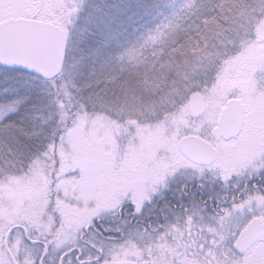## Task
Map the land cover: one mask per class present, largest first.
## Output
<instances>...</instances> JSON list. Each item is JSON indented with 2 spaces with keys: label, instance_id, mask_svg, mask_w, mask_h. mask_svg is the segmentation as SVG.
Segmentation results:
<instances>
[{
  "label": "snow or ice",
  "instance_id": "6c2138e0",
  "mask_svg": "<svg viewBox=\"0 0 264 264\" xmlns=\"http://www.w3.org/2000/svg\"><path fill=\"white\" fill-rule=\"evenodd\" d=\"M0 264H264V0H0Z\"/></svg>",
  "mask_w": 264,
  "mask_h": 264
},
{
  "label": "rangeland",
  "instance_id": "374dc122",
  "mask_svg": "<svg viewBox=\"0 0 264 264\" xmlns=\"http://www.w3.org/2000/svg\"><path fill=\"white\" fill-rule=\"evenodd\" d=\"M100 0H93L94 3L99 4L102 8H107L109 5L120 3L121 0H108L107 2H99ZM107 1V0H106ZM107 5V6H106ZM126 20V19H125ZM125 21H123L124 23ZM79 142V140H77ZM80 158L82 161L87 163H93L91 159L90 149L87 146H83L80 152Z\"/></svg>",
  "mask_w": 264,
  "mask_h": 264
},
{
  "label": "trees",
  "instance_id": "16d2710c",
  "mask_svg": "<svg viewBox=\"0 0 264 264\" xmlns=\"http://www.w3.org/2000/svg\"><path fill=\"white\" fill-rule=\"evenodd\" d=\"M107 2L108 0H100L99 2ZM107 6V5H106ZM124 26L128 29L127 38L132 39L134 35H139V32L133 33V28H140V23H133L132 21L124 20ZM145 26H147V22H144Z\"/></svg>",
  "mask_w": 264,
  "mask_h": 264
}]
</instances>
